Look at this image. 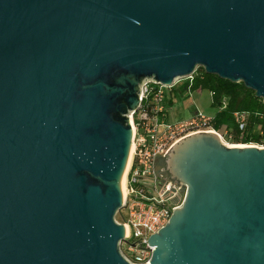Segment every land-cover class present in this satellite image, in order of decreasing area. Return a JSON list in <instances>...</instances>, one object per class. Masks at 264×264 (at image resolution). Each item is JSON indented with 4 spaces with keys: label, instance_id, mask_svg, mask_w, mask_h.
<instances>
[{
    "label": "water",
    "instance_id": "water-1",
    "mask_svg": "<svg viewBox=\"0 0 264 264\" xmlns=\"http://www.w3.org/2000/svg\"><path fill=\"white\" fill-rule=\"evenodd\" d=\"M198 67L264 101V0H0V264H131L129 113ZM163 158L187 190L146 264H264V145L198 130Z\"/></svg>",
    "mask_w": 264,
    "mask_h": 264
},
{
    "label": "built area",
    "instance_id": "built-area-1",
    "mask_svg": "<svg viewBox=\"0 0 264 264\" xmlns=\"http://www.w3.org/2000/svg\"><path fill=\"white\" fill-rule=\"evenodd\" d=\"M193 74L182 79L191 80ZM180 80L169 85L151 80L144 82L139 104L129 113L133 150L126 175L125 197L116 221L127 225L128 236L120 242L119 249L131 264L149 263L154 250V246L148 244L149 237L165 227L173 208L182 204L186 194L184 184L176 189L170 182H160L157 160L163 158L173 142L194 131L212 130L226 142L228 131L225 127H213V115L196 110L187 120L169 119L168 101L174 88L181 84ZM225 105L224 100L219 108ZM246 118V112H233V120L241 130Z\"/></svg>",
    "mask_w": 264,
    "mask_h": 264
},
{
    "label": "trees",
    "instance_id": "trees-1",
    "mask_svg": "<svg viewBox=\"0 0 264 264\" xmlns=\"http://www.w3.org/2000/svg\"><path fill=\"white\" fill-rule=\"evenodd\" d=\"M198 89L211 93V103L217 107L212 125L215 128L225 127L227 129L228 134L225 137L227 143L264 145V101L255 96L254 90L246 87L241 81H230L216 74L207 73L202 67H198L191 80H181V84L174 88L168 104L173 103L172 98L184 99L185 94ZM224 100L226 105L220 109ZM235 111L247 114L242 130L233 120ZM157 161L163 164L164 158H159Z\"/></svg>",
    "mask_w": 264,
    "mask_h": 264
},
{
    "label": "rangeland",
    "instance_id": "rangeland-1",
    "mask_svg": "<svg viewBox=\"0 0 264 264\" xmlns=\"http://www.w3.org/2000/svg\"><path fill=\"white\" fill-rule=\"evenodd\" d=\"M185 95L184 99L174 98L168 111L170 120H187L194 114V109L209 115L216 113L217 107L212 105L210 94L207 90H196ZM115 218L118 220L119 216L116 214Z\"/></svg>",
    "mask_w": 264,
    "mask_h": 264
},
{
    "label": "flooded vegetation",
    "instance_id": "flooded-vegetation-1",
    "mask_svg": "<svg viewBox=\"0 0 264 264\" xmlns=\"http://www.w3.org/2000/svg\"><path fill=\"white\" fill-rule=\"evenodd\" d=\"M195 111H196V109L193 110V112H195ZM157 173H158V178H159L161 183L170 182L171 184H173V186H175V187L177 186V183L174 182V179L170 178L171 173L169 172L168 168L165 169V162L163 164L160 162H159V164L157 163Z\"/></svg>",
    "mask_w": 264,
    "mask_h": 264
},
{
    "label": "bare ground",
    "instance_id": "bare-ground-1",
    "mask_svg": "<svg viewBox=\"0 0 264 264\" xmlns=\"http://www.w3.org/2000/svg\"><path fill=\"white\" fill-rule=\"evenodd\" d=\"M127 171H128V168H127L126 173H125V176H124V192H126V175H127Z\"/></svg>",
    "mask_w": 264,
    "mask_h": 264
},
{
    "label": "crops",
    "instance_id": "crops-1",
    "mask_svg": "<svg viewBox=\"0 0 264 264\" xmlns=\"http://www.w3.org/2000/svg\"><path fill=\"white\" fill-rule=\"evenodd\" d=\"M195 110V109H194ZM159 164V162H157Z\"/></svg>",
    "mask_w": 264,
    "mask_h": 264
}]
</instances>
